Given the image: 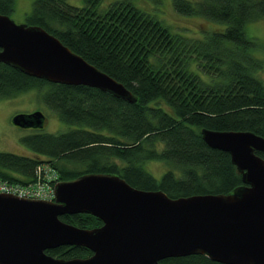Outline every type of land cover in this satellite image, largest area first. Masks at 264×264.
I'll use <instances>...</instances> for the list:
<instances>
[{
	"label": "trees",
	"instance_id": "obj_1",
	"mask_svg": "<svg viewBox=\"0 0 264 264\" xmlns=\"http://www.w3.org/2000/svg\"><path fill=\"white\" fill-rule=\"evenodd\" d=\"M137 0H35L27 25L44 28L87 62L121 82L135 102L86 85L53 83L0 63V98L29 89L59 120L72 126L58 133L21 138L35 157L0 151V178L27 184L38 164H50L57 181L86 173L117 174L143 190L169 197L230 194L243 185L227 152L209 147L202 128L250 130L264 137V60L244 32L264 18V0H173L181 15L224 23L203 39L172 31ZM103 3H107L103 6ZM14 0H0V14L14 11ZM166 104L175 116L167 112ZM264 158V152L256 151ZM157 160L167 170L157 179L144 164ZM64 222L96 228L87 213L64 214ZM45 252L55 258H86L83 246L61 245ZM160 264H224L203 254L173 256Z\"/></svg>",
	"mask_w": 264,
	"mask_h": 264
},
{
	"label": "water",
	"instance_id": "obj_2",
	"mask_svg": "<svg viewBox=\"0 0 264 264\" xmlns=\"http://www.w3.org/2000/svg\"><path fill=\"white\" fill-rule=\"evenodd\" d=\"M0 63L53 83L86 85L135 102L119 81L36 25L0 14ZM41 112L16 114L21 128H43ZM211 148L225 151L242 175L230 194L169 197L143 190L117 174L86 173L54 184L53 201L0 193V264H160L203 254L224 264H264V137L250 130L202 128ZM87 213L102 225L80 228L64 214ZM61 245L88 248L86 258L45 252Z\"/></svg>",
	"mask_w": 264,
	"mask_h": 264
},
{
	"label": "rangeland",
	"instance_id": "obj_3",
	"mask_svg": "<svg viewBox=\"0 0 264 264\" xmlns=\"http://www.w3.org/2000/svg\"><path fill=\"white\" fill-rule=\"evenodd\" d=\"M14 1V11L8 16L18 24L25 23L26 16L30 13L35 0ZM66 1L78 7L83 5V0ZM106 4L103 3V6ZM136 4L142 10L163 21L172 31L179 32L184 36L203 39L207 34L219 32L225 28L224 23L208 20L202 16L179 14L173 7V0H137ZM244 32L247 36L254 37L261 46L250 50L252 55L264 60V18L247 23L244 26ZM257 75L264 79V69ZM43 91L44 89L41 92L37 89H29L8 98H0V151L35 157L39 154L24 145L21 142L22 137L35 133H58L72 127L59 120L57 114L44 103L41 95ZM163 108L175 116L166 104L163 105ZM35 112H41L45 116V124L41 130L34 127L21 128L11 121L16 114ZM144 168L157 179L167 170L166 164L157 160L146 162Z\"/></svg>",
	"mask_w": 264,
	"mask_h": 264
},
{
	"label": "built area",
	"instance_id": "obj_4",
	"mask_svg": "<svg viewBox=\"0 0 264 264\" xmlns=\"http://www.w3.org/2000/svg\"><path fill=\"white\" fill-rule=\"evenodd\" d=\"M57 180L56 170L48 163H41L34 170V180L27 184L9 182L0 178V193L12 194L20 198L53 201L54 184Z\"/></svg>",
	"mask_w": 264,
	"mask_h": 264
},
{
	"label": "flooded vegetation",
	"instance_id": "obj_5",
	"mask_svg": "<svg viewBox=\"0 0 264 264\" xmlns=\"http://www.w3.org/2000/svg\"><path fill=\"white\" fill-rule=\"evenodd\" d=\"M44 124H45V121H44ZM38 130H41L42 128H37Z\"/></svg>",
	"mask_w": 264,
	"mask_h": 264
}]
</instances>
